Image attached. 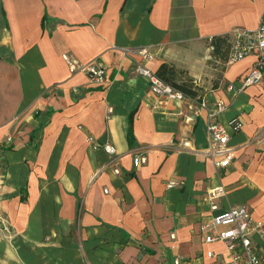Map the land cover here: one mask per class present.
Instances as JSON below:
<instances>
[{"label":"crops","instance_id":"0c3cea01","mask_svg":"<svg viewBox=\"0 0 264 264\" xmlns=\"http://www.w3.org/2000/svg\"><path fill=\"white\" fill-rule=\"evenodd\" d=\"M261 17L264 0H0V264H222L200 224L240 205L264 264V69L242 85L255 55L228 63L211 45ZM64 54L101 63L104 81ZM164 62L194 96L150 91L136 67ZM209 116L241 122L223 168Z\"/></svg>","mask_w":264,"mask_h":264},{"label":"built area","instance_id":"2783aa9c","mask_svg":"<svg viewBox=\"0 0 264 264\" xmlns=\"http://www.w3.org/2000/svg\"><path fill=\"white\" fill-rule=\"evenodd\" d=\"M229 48L226 61L228 63L236 62L246 55L254 54L255 59L247 75L242 80V85L258 83L263 78L264 69V17L259 19L257 26L253 29L238 28L228 35ZM144 56H149L145 48L138 50ZM62 57L68 62L71 72L80 71L86 74L90 83H102L104 81L105 67L95 61L89 63H80L71 60L68 55ZM136 70L145 76L149 83V89L158 96L180 99L184 93L175 88L172 84L159 77L155 71L144 65H137ZM202 105L205 106L204 103ZM216 105L223 107L222 100H218ZM110 110V108H109ZM241 122L238 119H231L226 124L217 121L212 116L208 117L205 129L208 135L207 155L210 157L215 168H223L231 162L233 155L227 146L230 131L239 129ZM189 142L184 141L183 146L188 147ZM103 149L114 154L113 145L105 143ZM218 155H221L218 157ZM146 158L142 155H136L133 158V165L137 166L145 162ZM114 172L118 173L119 169L115 168ZM174 184L173 181L168 183V187ZM220 191H215L210 195V209L218 210V204L215 197ZM260 226L250 215L245 205H240L230 209L217 211L212 214L211 218L200 224V230L203 233L205 242L218 241L223 244L227 261L222 264H260L259 256L253 251L252 235ZM173 236V234H171ZM208 257L213 256L212 251L207 252Z\"/></svg>","mask_w":264,"mask_h":264},{"label":"trees","instance_id":"16d2710c","mask_svg":"<svg viewBox=\"0 0 264 264\" xmlns=\"http://www.w3.org/2000/svg\"><path fill=\"white\" fill-rule=\"evenodd\" d=\"M229 39L227 35H221L215 37L211 40V45L213 46V55L225 61L227 58L228 48H229ZM182 73L174 68L173 65L168 63H161L156 70V74L161 77L166 82L172 84L175 88L181 90L183 93L188 95H195V91L191 88V84L189 81H182L177 83L174 80V77L178 74ZM188 82V83H187Z\"/></svg>","mask_w":264,"mask_h":264},{"label":"rangeland","instance_id":"374dc122","mask_svg":"<svg viewBox=\"0 0 264 264\" xmlns=\"http://www.w3.org/2000/svg\"><path fill=\"white\" fill-rule=\"evenodd\" d=\"M211 64H215V62L211 59ZM217 73L220 74L221 64H219V67H217Z\"/></svg>","mask_w":264,"mask_h":264}]
</instances>
